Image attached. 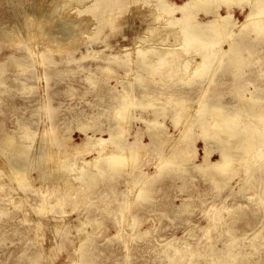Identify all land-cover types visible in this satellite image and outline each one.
Segmentation results:
<instances>
[{
  "label": "rangeland",
  "instance_id": "obj_1",
  "mask_svg": "<svg viewBox=\"0 0 264 264\" xmlns=\"http://www.w3.org/2000/svg\"><path fill=\"white\" fill-rule=\"evenodd\" d=\"M91 1L76 2L64 10L69 18L80 14V19L90 20L81 29L77 28V36L81 39L79 37L77 41L70 42L68 47L74 61L68 63L65 52L54 54L50 51L53 59L41 61V38L26 42L31 47L32 56L25 50L26 44H19L17 38H1V31L12 27L26 35L25 17L30 14L42 19L44 11L53 6L54 0H0V77L7 76L19 82L14 86L0 85V139L6 134L19 139L23 132L21 127H27L30 136L26 142L33 145L32 151L36 153L41 147L42 134L49 127L55 130L56 138L65 139V146L55 148L60 157L71 146L83 142L86 135L80 130L82 126L87 127V133L94 138H110L108 127L123 124L117 120L114 109L127 90L133 91L136 96L147 94L142 100L154 104L147 109L132 106L129 110L131 114H142L147 120L154 118V110L163 112L165 109L166 112L158 118L164 131L155 130L156 136L150 137L143 121H130V130L121 139L130 143L139 141L148 147L137 157V167L132 176L115 175L112 192L110 182L100 178L97 181L101 186L90 183L88 193L76 186L79 188L76 195L72 192L73 196H70L66 189L63 191V188L54 186L57 182L48 184L39 179L40 162H35L28 172V176L35 178L33 186L25 185L23 181L14 182L10 179L11 169L6 157L0 150V264H73L76 260H85L88 264H172L168 255L175 248L187 254L173 264L187 261L192 252L197 253L198 264H205L209 244L216 252L219 251L221 257L227 246L234 248L241 254L240 260L243 258V262L238 264H264V202L260 201L264 197V171L253 167L252 173H246L244 163L237 156L227 175H216L218 181L232 177L229 184L221 189L215 179L193 167V163L202 161L206 142L199 136L197 122L192 123L195 117V120L198 118L195 116L198 111L207 113L209 108H201L200 105L208 103L221 106V117L235 113L234 120L237 117L239 122L258 124L241 107L236 91L242 86L241 93L246 95L256 89L264 93V41L252 47L251 61L254 66L237 71L235 79L230 70L224 75L225 71L222 73L220 69L214 78L216 83H210L211 73L201 79L192 71L178 81L171 74L153 72L142 65L137 53L138 45L146 49L149 44L159 43V47L166 48L160 44L161 40L167 38V31L174 29L166 24V20L157 22L152 17H144L153 6L142 0H120L102 23H95L91 13L85 12ZM171 1L183 4L187 0ZM23 11L25 16L21 18ZM71 13L74 14L71 16ZM244 15L240 10L235 12L240 21ZM198 18H207L204 9L200 10ZM53 20L52 23L40 21L42 29L55 34L59 20ZM75 21L79 23V20ZM164 27L166 33L159 34L164 33ZM173 36L170 35L169 41H173ZM248 44L247 41L242 43ZM229 46L225 42L222 48L229 49ZM126 48L131 49L129 55ZM243 54L248 55L247 52ZM11 55L23 58L27 66L13 67L9 58ZM112 57H118V60L115 62ZM195 59L199 61L201 57L198 55ZM128 60L131 65H126ZM98 67L111 69L103 71ZM165 69L167 71L168 68ZM157 80H160L159 83ZM172 95L187 101L189 110L185 111V106L179 127H175L170 118L174 105L167 97ZM187 121L193 127L184 139L181 133ZM261 123L264 124V121ZM49 132L51 135L52 130ZM238 139L232 140V147L237 148ZM153 140H161V145H152ZM210 148L213 149L211 160L217 161L220 158L217 145L212 143ZM174 149L190 151L196 157L184 164L185 171L169 169L156 177L160 159ZM95 156L98 157V154L93 152L86 159L94 160ZM66 163H73L72 157ZM82 166L83 161L77 160L73 174L69 175L74 184H78L74 179L80 174ZM130 167L126 172L131 171ZM94 168L91 171H95ZM147 176L151 177L145 179L147 196L145 199L138 198L141 186L131 189L132 180ZM58 199H63L61 207L59 204L56 206ZM124 202L131 203L130 207L125 208ZM42 205L45 206L41 208ZM124 208L126 218L121 227L116 220L121 218L120 211ZM42 210L46 213L47 210L53 211L45 215ZM216 210L223 212L225 220L239 215L232 223L234 234L228 231V225L220 221L210 227V218ZM94 219L104 222L97 233H93L97 229ZM208 227L211 229L206 234L204 228ZM146 230L148 234L143 236ZM232 235L236 239L233 240ZM84 236H87L86 240L82 241ZM82 244L84 246L81 247Z\"/></svg>",
  "mask_w": 264,
  "mask_h": 264
},
{
  "label": "bare ground",
  "instance_id": "obj_2",
  "mask_svg": "<svg viewBox=\"0 0 264 264\" xmlns=\"http://www.w3.org/2000/svg\"><path fill=\"white\" fill-rule=\"evenodd\" d=\"M81 1L83 0H54V2H52L53 6L50 9L44 11L42 19H36L34 16L28 14L27 11L28 15L25 17L26 21L24 23L26 24V27H28V30L26 29L28 31V35H24L22 33L20 34L18 29L12 27V29L10 28L1 31V38L8 37L11 40H15L17 38L19 44L25 43V50L29 56H32L33 52L31 47H29L28 43L26 42L30 39L35 40L37 38H41L43 41L41 42L42 46L39 49L41 61L44 59H53L52 55L50 54L51 51L54 54L65 52L68 55L67 62L70 63L74 61V59L71 57V52L68 46L70 42L77 41L79 37V39H81V36H77L79 33H77L76 30L77 28L81 29L82 25H86L89 19L84 20L83 17V19H80V14L77 15L78 17H74L72 16L74 13H71L73 18H69L68 13L70 11H67L68 15H65L66 11L64 10H66V8L71 4ZM142 1L153 6V8H149L150 12L146 11L148 13L144 17H152L155 19L154 21L157 22L159 20H166V24L174 28L171 31L166 30V33L163 30L165 29L164 27L162 28L164 33L159 32V34L166 33L168 35V41H166L167 38L165 39L163 37L160 43L166 48L159 47V43L149 44L148 48L146 49H141V45H138L139 48L137 46V53L141 58L142 65L151 68L153 72H165V74L168 76L171 74V76L176 78L178 81L183 80V76L191 73L190 71H192L193 74L199 76L201 79L206 78L208 74L211 73L210 83H216V79L214 78L217 71L220 69L222 70V73L225 71L223 73L224 75L228 70H230L232 75L234 74L233 77L235 79L237 71H245L242 69L251 67V65L254 66V62L251 61L253 54L252 47L257 45V43L264 41V0H187L183 4H178L171 0ZM119 2L120 0H92L86 6L85 12L88 11L91 13V18L95 20V23H102L104 18L110 14L113 6ZM82 6L79 7L81 8ZM201 9H204L205 15L207 16V18L204 20H200L198 18ZM236 10L244 12L245 15L242 21L236 18ZM22 13L23 16L21 18H24V11ZM53 19L59 20L56 25L58 29L55 34L50 30L42 29L41 27L42 20H46L44 23H52L54 21ZM109 19L110 17L108 16V20ZM75 20H79V23ZM93 22H91V24ZM34 27H36L35 30H32ZM153 32L155 31L153 30ZM170 35H174L172 42L169 41ZM177 40L179 41L178 44L175 43L178 42ZM244 41H247L249 44L242 45ZM225 42L230 44L229 49L222 48ZM130 50L131 49L126 48L128 55L130 54ZM243 52H247L248 55L245 56ZM198 55L201 57L199 61L195 59ZM9 58L11 62H13L12 66L15 68L27 66L23 58H17L14 55H11ZM112 59L116 62L118 57H112ZM56 63L59 62L56 61ZM258 63H260V61H258ZM126 65H131L130 60L126 62ZM216 65L217 68H215ZM259 67H261V65ZM98 68L103 71H109L111 69L110 67ZM165 68H168L167 71H165ZM42 77L44 78L43 75ZM159 81L157 80L158 83ZM17 82V79H9L7 76L2 75L0 77V85L9 84L10 86H14ZM143 82L144 80L142 83ZM193 83L196 82L193 81ZM237 89L238 90L236 93L240 96V104L242 105L241 107L244 108L246 113H249L250 117L252 116L251 118L254 119L258 124L252 121L248 123L239 122L237 117L236 120H234L235 113L221 117V106H218L217 104L210 105L208 103H201L200 105L201 108L203 106H207L209 108L207 113L198 111L197 115L195 116H197L199 119L197 118L195 120V117L194 122L192 121V123L197 122V128L200 129L199 136L206 142V151L202 161L199 163H193V167L195 170L202 172L205 175H209L211 178L215 179L214 182L219 184L221 189L225 188L229 184L232 177L223 181H218L216 180V175H227L228 171L235 162L234 158L237 156L239 160L244 163L243 167L246 173H252L251 169L253 167L264 171V124L261 123L264 121V93L260 91V89H256L255 91H250V95H246L245 92L241 93V91H243L242 86H239ZM146 96L147 94L144 93H142L140 96H136L134 95L133 91L127 90L114 109L117 120L122 121L123 124H118L115 128L111 126L108 127L107 131L109 132L110 138H94L87 133V127L82 126L80 130L86 135L85 136L83 134L85 136L83 142L68 148L66 154L62 155L63 157H59L60 153L55 150V148L57 149V147L59 148L61 146H65V139L56 138V132L54 129L48 127L46 130L47 132H43L40 144L41 147L36 153H33L32 151L33 145L26 142L30 136V131H28L27 127H21L23 132L19 139L6 134L0 139V150L2 151L3 156L6 157L8 162L7 165L11 169L10 179H14V182L18 180V182L21 181L22 183L23 181L25 185L33 186L35 183V178L33 179V177L28 176V172L33 169V164L35 162H40L41 165L39 166V170L41 175L39 176V179L48 184L57 182V185L54 186L63 188V191L66 189V192L70 193V196H73V194L76 195L79 188H81L83 192L88 193V188L91 187L87 186L90 183H92L93 186H101L102 184H99L97 181L100 178H102L103 181L108 180L110 182V190L112 192L115 189L112 183V181L115 179V175L132 176L135 173L137 167V157L143 149L148 147L146 144L141 145L139 141L130 143L126 141V139H121L125 133L130 130V121H143L147 125V133L150 137H154V135L156 136L157 132L155 130L164 131L162 123L159 122L158 118L160 114H164L166 112L165 109H163V112L154 110V118H149L147 120L143 118L142 114H140V116L133 115L129 111L130 107L132 106L138 107L140 109H147L154 106L152 102L145 103L142 100V98H145ZM201 99H203L202 96ZM167 100L174 105V110L172 111L170 118L172 119L174 126L179 127L187 101L183 99L179 100L173 95L167 97ZM45 108H47L46 105ZM45 111H47V109H45ZM185 111H187V106ZM192 127L193 124L187 121V123L184 125V130H182L183 132L181 133V136H183L184 139L185 136H187L186 134H189V132L192 130ZM213 129L214 131H212ZM50 130H52L51 135L49 132ZM235 138H239L238 143L235 144L237 148L232 147V140ZM153 143L154 144L152 145H155L156 143L157 145H161V140L158 142L153 140ZM212 143L217 145L219 151L220 158L217 161L211 160L213 149L210 148V145ZM93 152H96L98 157L95 156L96 158L94 160L86 159L87 156ZM249 153H251V155L248 157ZM70 157H72L73 163H66ZM195 157L196 155L190 151L174 149L167 156H164L162 159H160L156 166V177L161 176L164 171L169 169L175 171H185L186 168H183L184 164L192 162ZM77 160H82L83 166L80 170V174L74 179L78 184H74L69 175L73 174ZM93 167H95V171H91ZM127 167L131 168L130 172H126ZM148 177L149 176L142 179L132 180L131 189L136 186H141V188L138 190L139 192L137 193L138 198L145 199L147 196L148 188L145 187L144 184L145 179L151 178ZM43 182L41 184H43ZM25 185L22 186L25 187ZM76 186H79V188ZM72 192L74 193L72 194ZM43 195H45V193ZM48 196L50 197V195ZM260 201L264 202V197L261 198ZM62 203L63 199H58L56 206L59 204V207H61ZM45 205H42L41 208ZM124 205L125 208H127L130 207L131 203L129 204V202H124ZM46 206L48 207V205ZM125 208L120 211L121 218L116 220V223L121 227V224L124 222V218H126V214L124 213L126 212ZM47 211V213H50L53 210ZM42 212L45 211L42 210ZM239 212L238 214H240ZM47 213L45 212V215ZM238 217L239 215H237L236 218L225 220L223 212L216 210L210 218V227L214 226L216 222L220 221L221 223L228 225V231L234 234L231 231L233 230L232 223H235ZM93 222L97 227L95 231L93 230V233H97V230L101 228L104 222L97 221L95 219ZM84 223L87 224V222ZM210 227L204 228L206 234L209 232V229H211ZM260 233L261 232H259L257 235ZM147 234V230L142 233L143 236ZM87 236L82 237L81 240H86ZM232 237L233 240L236 239V237L234 238V235H232ZM82 246H84V244H82L81 247ZM207 248V261L205 264H238L243 262V258H241V260L239 258L241 254L238 251L235 252V249L232 247L229 248L227 246L224 249L225 251L222 253V257L219 256V251L216 252L214 250L213 245L209 244ZM255 249L257 250L258 247ZM76 251L78 252V250ZM186 254V251L180 248H175L173 252H169V262L172 264L177 263L179 261V257L183 259ZM187 258L189 259L182 262V264H198V261L196 260V252L190 253L189 257ZM73 264H88V262H85V260L81 262L76 260V262Z\"/></svg>",
  "mask_w": 264,
  "mask_h": 264
}]
</instances>
